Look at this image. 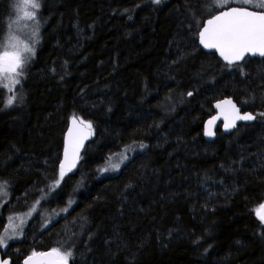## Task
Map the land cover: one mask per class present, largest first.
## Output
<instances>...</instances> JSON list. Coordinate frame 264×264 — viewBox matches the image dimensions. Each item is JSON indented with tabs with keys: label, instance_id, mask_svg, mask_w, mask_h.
I'll list each match as a JSON object with an SVG mask.
<instances>
[{
	"label": "trees",
	"instance_id": "1",
	"mask_svg": "<svg viewBox=\"0 0 264 264\" xmlns=\"http://www.w3.org/2000/svg\"><path fill=\"white\" fill-rule=\"evenodd\" d=\"M15 1L0 0V44ZM203 7L42 0L22 99L9 108L0 97V182L7 206L72 203L41 231L38 215L26 238L39 236L12 264L52 248L71 250L69 264H264V60L246 61L241 75L202 51ZM227 96L256 119L208 142L203 123ZM72 116L91 122L93 138L49 191ZM126 146L136 154L105 176Z\"/></svg>",
	"mask_w": 264,
	"mask_h": 264
},
{
	"label": "snow or ice",
	"instance_id": "2",
	"mask_svg": "<svg viewBox=\"0 0 264 264\" xmlns=\"http://www.w3.org/2000/svg\"><path fill=\"white\" fill-rule=\"evenodd\" d=\"M159 5L161 0H153ZM16 11V23L20 21H31V24H24L21 27L26 30L29 43H24L21 47L11 31L6 41L0 44V82L7 81L9 91L13 92L5 107L12 106L17 99H22L15 94L14 87L20 85L21 77L28 62L35 56V46L40 42V20L39 12L42 7V0H18L13 5ZM202 15H206V22L202 25L197 22L199 44L204 49L215 50L225 62V66L238 70L244 75V67L240 63L246 56L264 57V0H204ZM20 31V28H17ZM192 96V92L187 93ZM224 115L225 128L236 126L237 121H252L256 117L250 112L241 114L240 109L231 99H225L215 105ZM264 117V112L259 113ZM216 117H213L215 120ZM211 124L212 121H209ZM92 134V124L90 121L72 117V126L68 128L65 137L64 158L59 162L58 178L54 177L53 184L49 185V191L58 188L67 172L75 168L79 160L80 149L84 146V141ZM206 135H212L210 131ZM140 148L146 147L143 143ZM128 150L132 146H126ZM121 155V162L127 159L126 155ZM107 159H111L110 157ZM119 163L110 164L99 169L102 172L118 170ZM43 193V190H40ZM7 182H0V196H7ZM41 199H47L43 195ZM72 201L69 200V204ZM40 200H36L27 215L31 216L37 211ZM62 211H67V208ZM257 217L264 225V204L257 210ZM9 226L0 232V248L8 247V241L19 238L23 235V225L25 221L20 219L19 224L13 222V217H9ZM71 250L61 251L60 248H52L47 252H37L33 250L28 255L23 264H69L73 258ZM0 264H10L8 259H0Z\"/></svg>",
	"mask_w": 264,
	"mask_h": 264
},
{
	"label": "rangeland",
	"instance_id": "3",
	"mask_svg": "<svg viewBox=\"0 0 264 264\" xmlns=\"http://www.w3.org/2000/svg\"><path fill=\"white\" fill-rule=\"evenodd\" d=\"M18 2V0L15 1V4ZM40 20V18H39ZM14 21H16V11L14 9V7L11 9V15L9 16V19L7 20V30L4 34V37L1 41V44L4 43L9 35V32L11 31V33L17 37V40L18 42L20 43L21 47L23 46L24 43H29L30 41L28 40L27 38V34H26V30L24 28H22L21 26L24 25V24H28L30 25L31 24V21H23L21 20L20 21V24L17 25L16 23H14ZM42 26V22L40 20V27ZM17 28H20V31H17ZM41 37V36H40ZM40 45V42L35 46V52L37 51L38 47ZM37 47V48H36ZM30 62V61H29ZM28 62V63H29ZM28 65V64H27ZM27 67V66H26ZM26 67L24 69V74H25V70H26ZM24 74L23 76L20 78L21 79V82L23 81L24 79ZM21 84V83H20ZM21 87V85H17L14 87V91H15V94L20 97V92H18V89ZM0 91H3V95L0 96L2 97V100L4 101V104L6 103L7 99L13 95V92L9 91L8 87H7V81H3V82H0ZM18 100V99H17ZM17 100L14 102V104L12 106H9L10 107H13L15 105V103L17 102ZM138 149V146H132V149L131 150H128L127 148L124 149V152H125V155L127 156V159L129 156H134L136 154V150ZM119 153H117L116 155H118ZM115 155V156H116ZM115 158V159H114ZM109 165L110 164H114V163H121V156H116V157H113L111 158V160H109ZM128 162V161H127ZM107 165V164H106ZM76 170V169H75ZM110 173L105 175V176H110L114 173L115 170H109ZM117 171V170H116ZM108 172V171H107ZM107 172H104V173H107ZM118 173V172H117ZM59 174V170H58V173ZM45 193V192H44ZM46 194V193H45ZM47 195V194H46ZM2 197V198H1ZM67 198V197H66ZM0 216L2 218V215H3V219H1V226H2V229L0 232H3L4 228L9 226V217H13V222L15 224H19L20 223V219H23L25 221L24 225H23V235H21L20 237H24L25 234H26V230L28 229L27 226L30 225L29 223H36L34 220L38 219L39 216L38 215H41L42 213V224L40 226V231L44 228L46 229L45 227L46 226H50L51 224H49L50 222H52L53 220L56 219V217H58V215H61L63 214V211H59V209H61V207H56L55 206H51L52 208L49 209V212H48V209H46L45 211L41 210L39 211L38 210V206H37V211L36 212H33L31 216L27 215V213H29L30 211V206H32L33 204L30 203L29 206H26V207H23V206H20L18 204H15L14 206H7V201H8V195L7 196H0ZM71 204L67 203V204H60L59 206H64L63 208H67L69 207ZM39 206H42V205H39ZM5 208V210H3V208ZM54 209V210H53ZM43 229V230H44ZM62 231V230H60ZM10 241H13V240H10ZM8 241V243L10 242ZM4 249L6 247H3Z\"/></svg>",
	"mask_w": 264,
	"mask_h": 264
},
{
	"label": "water",
	"instance_id": "4",
	"mask_svg": "<svg viewBox=\"0 0 264 264\" xmlns=\"http://www.w3.org/2000/svg\"><path fill=\"white\" fill-rule=\"evenodd\" d=\"M208 18H209V17H208ZM206 19H207V18H206ZM206 19L204 20V22H206ZM204 22H203V23H204ZM197 44H198L199 48H200L202 51H204V52H213V53H215V54L217 55V57H218L223 63H225V62L222 60V58L219 56V54L215 52V50L204 49L203 46L199 44L198 35H197ZM250 57H253V56H250ZM255 57H257V58H261V57L258 56V55L255 56ZM225 99H231L232 102L236 105V107L240 109L241 114H243L244 112H250V111H244V112H243L242 107H240V106L237 104V102L234 100L233 97H228V96H227V97H223V98H221V99L216 100V101L213 103V105H212V106H213V110H214V114H213L212 116L208 117L207 119H205V121H204V123H203V130H202L203 137H204V139H205L206 141H208V142H211V141L215 140V137H216V136H215V128H216L218 122H222V131H223V133H224V134H230V133L233 132V130L236 129V127H237V125H238L239 123L250 124V123H252V122L254 121V120H252V121H237L235 127H231V128H227V129H226L225 126H224V125H225L224 115L221 113L220 109H218V108L215 107V105H216L218 102H220V101H222V100H225ZM250 113H252V112H250ZM252 114H253V113H252ZM253 115H254V114H253ZM254 116H255V115H254ZM72 117H73V116H72ZM72 117H70V119H69V121H68L67 128H66V130H65V132H64V135H63V146H62L61 157H60L59 162H60L61 160H63V158H64L65 137H66V135H67L68 128L72 126ZM213 117H216V119L213 120ZM78 119H79V118H78ZM209 121H212V123L210 124ZM206 130L212 132L213 134H212V135H206V134H205ZM92 138H93V130H92V134L88 137V139H86V140L84 141V146L80 149V153H79V157H80V158H79V160L77 161L75 168H73L70 172H73V171L77 168V166H78V164H79V162H80V159H81V157H82V154H83V152H84V149L86 148V146L88 145V143L92 140ZM58 167H59V163H58ZM262 204H264V202H263ZM258 209H259V208H258ZM50 250H51V249H48V250H46V251H38V252H47V251H50ZM25 258H26V257H25ZM25 258H24V259H25ZM0 259H8L9 262H10V264H12L11 259H10L9 257H3V255H2L1 252H0ZM24 259L22 260L21 264H23Z\"/></svg>",
	"mask_w": 264,
	"mask_h": 264
},
{
	"label": "flooded vegetation",
	"instance_id": "5",
	"mask_svg": "<svg viewBox=\"0 0 264 264\" xmlns=\"http://www.w3.org/2000/svg\"><path fill=\"white\" fill-rule=\"evenodd\" d=\"M206 18H208V17H206ZM205 18V19H206ZM206 53H211V54H213V55H215L216 57H217V55L215 54V53H213V52H206ZM217 59L220 61V62H222L218 57H217ZM252 59H256V60H258V61H262V60H264V57H261V58H257V57H250V56H246L245 57V60L244 61H242V62H240L241 64H244L246 61H249V60H252ZM223 63V62H222ZM224 65H225V63H223ZM227 69H229V70H231V72H234L235 70H234V68H229V67H227ZM238 104V103H237ZM243 110V112L244 111H247V110H244V109H242ZM214 114V110H213V106H212V112L210 113V115L208 116V117H210V116H212ZM207 117V118H208ZM206 118V119H207ZM239 124H245V123H239ZM238 124V125H239ZM238 125H237V127H238ZM237 127H236V129H237ZM235 129V130H236ZM235 130H233V131H235ZM218 131H220L222 134H224L223 133V131H222V122H218L217 123V126H216V128H215V136H217V132ZM231 134V133H230ZM224 135H228V134H224ZM216 138V137H215ZM6 208V207H5ZM5 208L3 209V210H5ZM2 219H3V215H2ZM35 221V220H34ZM30 225H28L27 226V230H29V228H30V226L32 225V224H34V223H29ZM1 229H2V226L0 225V231H1ZM27 230H26V234H27ZM31 233V232H30ZM26 234H25V236L24 237H19V238H17V239H14L13 241H10L9 243H8V247H6L5 249L4 248H0V252L2 253V255H3V257H9L10 258V255H13L14 254V252H16V250H18L17 248L19 247L18 245H20V244H22L24 241H25V239H26V243L28 242V243H30L29 241H36V239H37V237L39 236V235H37V236H34L31 240H29V239H27L26 238ZM37 234V233H36ZM22 242V243H21ZM46 251V250H45ZM38 252V251H37ZM31 254V253H30ZM29 254V255H30ZM11 259V258H10ZM11 262H12V259H11ZM22 262V261H21ZM21 264V263H20Z\"/></svg>",
	"mask_w": 264,
	"mask_h": 264
}]
</instances>
